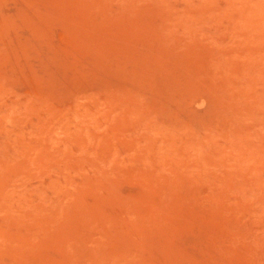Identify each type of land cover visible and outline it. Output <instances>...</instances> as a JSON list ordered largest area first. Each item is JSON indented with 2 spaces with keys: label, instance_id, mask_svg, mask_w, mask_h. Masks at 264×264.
I'll return each mask as SVG.
<instances>
[{
  "label": "rangeland",
  "instance_id": "obj_1",
  "mask_svg": "<svg viewBox=\"0 0 264 264\" xmlns=\"http://www.w3.org/2000/svg\"><path fill=\"white\" fill-rule=\"evenodd\" d=\"M0 264H264V0H0Z\"/></svg>",
  "mask_w": 264,
  "mask_h": 264
}]
</instances>
